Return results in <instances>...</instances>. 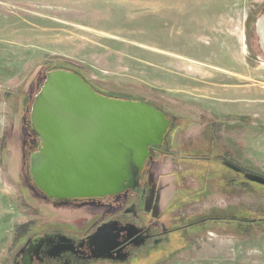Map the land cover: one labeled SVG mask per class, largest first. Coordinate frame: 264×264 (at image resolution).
Returning <instances> with one entry per match:
<instances>
[{"label": "rangeland", "instance_id": "obj_1", "mask_svg": "<svg viewBox=\"0 0 264 264\" xmlns=\"http://www.w3.org/2000/svg\"><path fill=\"white\" fill-rule=\"evenodd\" d=\"M263 14L264 0H0V264L27 225L81 212L39 195L38 141L23 150L34 83L54 67L177 119L167 148L191 158L162 172L171 197L191 196L182 215L205 226L159 264H264V187L224 165L264 176Z\"/></svg>", "mask_w": 264, "mask_h": 264}, {"label": "water", "instance_id": "obj_2", "mask_svg": "<svg viewBox=\"0 0 264 264\" xmlns=\"http://www.w3.org/2000/svg\"><path fill=\"white\" fill-rule=\"evenodd\" d=\"M256 28L264 52V14ZM29 122L38 138L29 174L36 188L54 199L100 198L134 188L150 149L162 146L171 126L154 105L101 93L65 67L45 73ZM224 165L264 186V176L228 161ZM102 231L100 227L94 237Z\"/></svg>", "mask_w": 264, "mask_h": 264}, {"label": "flooded vegetation", "instance_id": "obj_3", "mask_svg": "<svg viewBox=\"0 0 264 264\" xmlns=\"http://www.w3.org/2000/svg\"><path fill=\"white\" fill-rule=\"evenodd\" d=\"M167 118L171 126L164 143L150 149V157L134 188L100 198L54 199L34 185L43 198L71 212L80 210L84 216L75 211L60 220L27 225L15 237L10 264H159L171 256L177 242L186 247L190 243L189 231L205 226V218L191 222L182 215L180 202L186 203L191 196L181 201L166 198V189L171 185L167 182L170 175L162 172L163 164L167 158L181 156L167 148L168 136L173 139L180 127L176 118ZM23 131V150L28 154L33 135ZM100 227L102 233L94 237Z\"/></svg>", "mask_w": 264, "mask_h": 264}, {"label": "trees", "instance_id": "obj_4", "mask_svg": "<svg viewBox=\"0 0 264 264\" xmlns=\"http://www.w3.org/2000/svg\"><path fill=\"white\" fill-rule=\"evenodd\" d=\"M263 12V11H262ZM261 11H259V13H262ZM39 75L37 76V81H35V83H34V86L36 87V88H40L41 87V85L43 84V82H44V77H43V75H42V72H40V73H38ZM39 80H40V82H39ZM94 87V86H93ZM95 88V87H94ZM30 108V107H29ZM28 113H29V111H28ZM27 113V114H28ZM27 114H25V116L23 117V119H24V122H25V120H27ZM26 125V126H25ZM25 125H24V123H23V127H24V130L25 131H28V134H30V135H33V142L34 141H38V138L33 134V132H31L30 130H29V128H27V124L25 123ZM233 164V163H232ZM243 175V174H242ZM243 179L247 182V183H249V184H251V185H259V184H256V183H253V182H250V181H248V180H246L245 178H244V176H243ZM235 180H232V181H230V182H234ZM259 186H261V187H264V186H262V185H259ZM222 220H227V219H225V218H221ZM249 222H252V221H249ZM254 222V221H253Z\"/></svg>", "mask_w": 264, "mask_h": 264}, {"label": "crops", "instance_id": "obj_5", "mask_svg": "<svg viewBox=\"0 0 264 264\" xmlns=\"http://www.w3.org/2000/svg\"><path fill=\"white\" fill-rule=\"evenodd\" d=\"M167 178H168V180H167L168 185H169V186L171 185V187H168V188L166 189L165 195H166V198H168V201H169V200L172 199V197H173V195H172V197L170 196V193H172V191H170V190H173V189H175V188L173 187V184H172V182H173V180H172V176L170 175V176L167 177ZM173 192H174V191H173Z\"/></svg>", "mask_w": 264, "mask_h": 264}]
</instances>
